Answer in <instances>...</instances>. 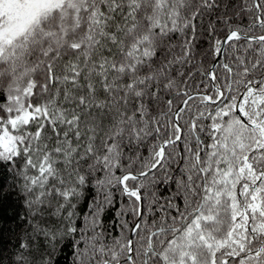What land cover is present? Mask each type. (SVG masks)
I'll list each match as a JSON object with an SVG mask.
<instances>
[{
  "label": "snow or ice",
  "instance_id": "snow-or-ice-1",
  "mask_svg": "<svg viewBox=\"0 0 264 264\" xmlns=\"http://www.w3.org/2000/svg\"><path fill=\"white\" fill-rule=\"evenodd\" d=\"M0 170V264H264V0H0Z\"/></svg>",
  "mask_w": 264,
  "mask_h": 264
},
{
  "label": "trees",
  "instance_id": "trees-1",
  "mask_svg": "<svg viewBox=\"0 0 264 264\" xmlns=\"http://www.w3.org/2000/svg\"><path fill=\"white\" fill-rule=\"evenodd\" d=\"M7 178V173L0 170V179ZM18 214H23V208L15 196L2 202L0 206V248H6L9 251L12 248V242L15 239V233L20 230L22 221ZM111 213L105 217V223L110 222ZM73 249L69 241H64L59 246L56 264H72Z\"/></svg>",
  "mask_w": 264,
  "mask_h": 264
}]
</instances>
